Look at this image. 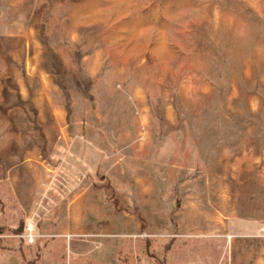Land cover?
<instances>
[{
	"label": "rangeland",
	"instance_id": "rangeland-1",
	"mask_svg": "<svg viewBox=\"0 0 264 264\" xmlns=\"http://www.w3.org/2000/svg\"><path fill=\"white\" fill-rule=\"evenodd\" d=\"M226 213L264 236V0H0V264H264Z\"/></svg>",
	"mask_w": 264,
	"mask_h": 264
},
{
	"label": "crops",
	"instance_id": "crops-1",
	"mask_svg": "<svg viewBox=\"0 0 264 264\" xmlns=\"http://www.w3.org/2000/svg\"><path fill=\"white\" fill-rule=\"evenodd\" d=\"M223 221H229V245L236 244V246L249 247L251 244L258 246V252H262L263 233H262V216L261 214H254L251 216L241 214H223ZM261 254V253H260Z\"/></svg>",
	"mask_w": 264,
	"mask_h": 264
},
{
	"label": "built area",
	"instance_id": "built-area-1",
	"mask_svg": "<svg viewBox=\"0 0 264 264\" xmlns=\"http://www.w3.org/2000/svg\"><path fill=\"white\" fill-rule=\"evenodd\" d=\"M34 230V224L32 222H28V224L24 228V237L29 239V241H33L35 239Z\"/></svg>",
	"mask_w": 264,
	"mask_h": 264
}]
</instances>
